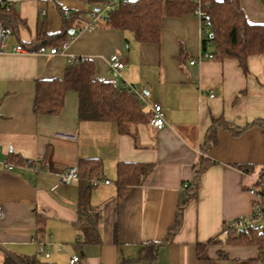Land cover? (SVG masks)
Instances as JSON below:
<instances>
[{"label":"crops","instance_id":"crops-1","mask_svg":"<svg viewBox=\"0 0 264 264\" xmlns=\"http://www.w3.org/2000/svg\"><path fill=\"white\" fill-rule=\"evenodd\" d=\"M104 1L0 0L15 17L0 50V260L11 254L56 264H68L72 256L77 264H262L264 246L231 240L222 229L250 211L246 189L264 167V53L250 55L246 71L235 58L198 59L210 30L192 11L161 16L157 43L140 42L105 19L77 35L78 27L91 23L87 12L102 9ZM238 2L249 22L264 24L263 0ZM62 12L81 15L62 38L69 40L66 54L90 58L103 80L112 79L107 60L118 54L124 63L119 80L142 90L145 113L153 103L161 105L162 128L147 120L120 132L113 121H80L73 90L57 115L34 113L35 81L61 77L70 63L67 55L18 52L15 46H55ZM211 127L214 141L208 145ZM80 158L101 162L90 189L100 243L81 242L76 228L78 181L60 183ZM201 159L210 163L180 210L183 184L193 181ZM119 162L153 168L118 196ZM37 238L46 241L47 258L36 254ZM147 245H154L153 257L138 259Z\"/></svg>","mask_w":264,"mask_h":264},{"label":"trees","instance_id":"trees-1","mask_svg":"<svg viewBox=\"0 0 264 264\" xmlns=\"http://www.w3.org/2000/svg\"><path fill=\"white\" fill-rule=\"evenodd\" d=\"M264 2V0H263ZM193 0H127L119 2L105 19L106 24L114 28L129 29L136 40L145 43H157L159 37V20L161 16H178L192 11ZM8 7V9H6ZM201 7L206 13L208 33L205 41L213 44V57L235 58L244 71L247 70V59L250 55L264 53V24L251 23L246 19L238 0H201ZM64 12H62L63 14ZM12 7L0 2V20L13 31L11 19ZM81 18L72 13L63 14L62 30L54 35L58 46L72 27L73 22ZM46 43H29L26 47H39ZM52 46V45H51ZM77 94L78 120H109L116 124L118 131L128 132L130 124L149 120L151 112L145 113L140 100L124 86L103 80L95 76L94 64L90 58L70 63L65 67L61 77L42 78L35 81L32 109L36 114L57 115L64 104L67 91ZM214 141V128L207 136L208 145ZM201 159L195 177L184 188L180 199L181 210L195 195L200 173L209 165ZM152 163L119 162L116 166L115 184L118 196L125 194L127 188L139 185L152 170ZM101 173V162L98 158H80L77 162L78 191L76 202V228L84 243H100L98 232L99 214L90 202V189ZM180 224L179 215L171 230L174 232ZM168 235L167 240L171 238ZM231 240L248 239L264 246V231H253L250 234H230ZM154 245H147L140 250L137 258L153 257ZM147 249V250H146ZM0 264H56L42 261L37 256H13L5 254Z\"/></svg>","mask_w":264,"mask_h":264},{"label":"built area","instance_id":"built-area-1","mask_svg":"<svg viewBox=\"0 0 264 264\" xmlns=\"http://www.w3.org/2000/svg\"><path fill=\"white\" fill-rule=\"evenodd\" d=\"M124 2L126 0H105L102 9L98 10H89L87 13L88 17L91 20V23L78 27L76 30L77 35H81L87 30L94 28V21L97 19H106L108 13L114 9V7L119 2ZM194 7L192 9L193 14H195L201 22L202 28L205 32L208 31L207 22H206V13L201 7V0H193ZM8 9V7H6ZM12 33V30L9 27L3 25L0 20V50L4 46L5 38ZM69 46V40L62 41L58 46H45L40 45L35 49H28L21 44L15 46V50L18 52H29V53H38L42 55H67L68 63H77L79 61L85 60L88 57L86 56H76L66 54V49ZM213 53L211 51L208 41H205L203 44L202 52L200 53L198 59L202 58H212ZM110 70L114 73L111 81L113 83H119V71L123 68L124 63L118 54H112L107 60ZM190 63H193L191 61ZM124 87L129 91L133 92L136 97L143 101V92L141 89L137 88L135 85L123 81ZM151 116L149 118V123L153 127L160 129L164 126V114L159 103H153L150 108ZM261 129L264 134V123L261 124ZM202 154V152L200 153ZM1 162V160H0ZM4 167L10 169L11 165L2 162ZM77 176V165H71L65 172L61 174L60 183L66 184L70 181L76 179ZM95 182V181H94ZM105 183H109L108 180H104ZM188 183H184L183 186L186 187ZM248 193L251 196V206L250 211L244 215L235 217L229 221L222 229L223 234H250L253 231L263 232L264 231V167L260 168L254 177L253 181L248 185ZM2 217V209L0 207V218ZM36 242V254L41 255L44 258L49 256V253L46 251V241L43 238L35 239ZM78 257L72 256L69 259L68 264H77ZM264 264V262L262 263Z\"/></svg>","mask_w":264,"mask_h":264},{"label":"rangeland","instance_id":"rangeland-1","mask_svg":"<svg viewBox=\"0 0 264 264\" xmlns=\"http://www.w3.org/2000/svg\"><path fill=\"white\" fill-rule=\"evenodd\" d=\"M101 20H102V19H97L96 21H94V25H95V26L98 25L100 22H102ZM118 84L123 85V83H122L121 81H119Z\"/></svg>","mask_w":264,"mask_h":264}]
</instances>
